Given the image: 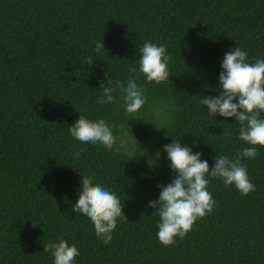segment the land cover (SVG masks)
<instances>
[{
  "label": "trees",
  "instance_id": "trees-1",
  "mask_svg": "<svg viewBox=\"0 0 264 264\" xmlns=\"http://www.w3.org/2000/svg\"><path fill=\"white\" fill-rule=\"evenodd\" d=\"M146 41L167 44L170 79L139 74L147 101L138 113H126L119 89L115 103L98 104L102 82L134 76ZM237 46L249 62L264 59V0H0V264H54L44 245L61 237L78 248L77 264H264V147L242 161L256 190L242 196L208 177L215 208L175 245L160 243L148 207L176 175L164 145L180 141L210 169L216 155L249 147L234 117L200 104L220 95L224 55ZM79 115L105 120L120 151L72 138ZM83 175L125 204L128 219L107 245L72 211Z\"/></svg>",
  "mask_w": 264,
  "mask_h": 264
},
{
  "label": "clouds",
  "instance_id": "clouds-1",
  "mask_svg": "<svg viewBox=\"0 0 264 264\" xmlns=\"http://www.w3.org/2000/svg\"><path fill=\"white\" fill-rule=\"evenodd\" d=\"M105 50L104 41L95 45V53L99 56ZM139 69L130 67L134 74L125 82H116L114 87H104L103 96L98 98L100 105L116 102L113 92L119 89L123 107L128 114L138 113L147 101L145 89L137 83L139 74H143L151 83L160 84L170 79L168 65L172 57L167 53V44L157 45L146 41L139 49ZM249 62L248 53L242 47H235L224 55L219 77L220 95L218 97L202 96L200 104L206 107L209 116L217 115L235 118L239 122L238 138L249 147L237 151L235 156L226 154L214 157V167L210 169L208 160L202 159V153L193 152L191 147L183 146L178 140L163 146L170 167L176 173L171 183L158 185L160 195L158 200L151 201L148 207L153 208V214L159 216L157 237L164 246L176 244V238L183 240L193 230L198 220L211 214L216 201L208 191L213 179L222 180L225 186L235 188L242 196L254 192L255 185L251 182L248 169L242 163L245 159H254L259 155L258 146L264 147V59L254 58ZM84 63L91 67L93 57L88 56ZM111 84V81H109ZM70 135L81 144L91 143L102 145L109 151L119 152L116 146L117 138L110 126L103 119L91 120L84 115L69 126ZM224 136L230 137L227 129ZM85 149L74 152L79 157ZM161 153H156V159L149 160L153 166L158 165ZM93 177L83 175L82 191L72 211L87 217L94 226L97 237L107 245L113 239V232L118 226V220L127 218L117 195L100 183H93ZM128 219V218H127ZM44 252H50L54 264H77L80 252L75 244L69 246L63 237L58 242L51 241L44 245Z\"/></svg>",
  "mask_w": 264,
  "mask_h": 264
}]
</instances>
